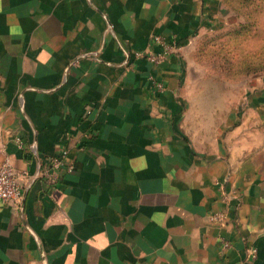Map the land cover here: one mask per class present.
Segmentation results:
<instances>
[{
  "label": "crops",
  "instance_id": "obj_1",
  "mask_svg": "<svg viewBox=\"0 0 264 264\" xmlns=\"http://www.w3.org/2000/svg\"><path fill=\"white\" fill-rule=\"evenodd\" d=\"M237 1L0 0V163L75 166L0 201V264H264V72L195 56Z\"/></svg>",
  "mask_w": 264,
  "mask_h": 264
},
{
  "label": "rangeland",
  "instance_id": "obj_2",
  "mask_svg": "<svg viewBox=\"0 0 264 264\" xmlns=\"http://www.w3.org/2000/svg\"><path fill=\"white\" fill-rule=\"evenodd\" d=\"M235 4L237 8L233 12L237 21L231 23L235 25L204 36L197 45L195 56L210 71L217 69L220 77H228L230 71L247 66L257 70L253 73L256 76L264 72L259 71L264 61V0L237 1Z\"/></svg>",
  "mask_w": 264,
  "mask_h": 264
},
{
  "label": "built area",
  "instance_id": "obj_3",
  "mask_svg": "<svg viewBox=\"0 0 264 264\" xmlns=\"http://www.w3.org/2000/svg\"><path fill=\"white\" fill-rule=\"evenodd\" d=\"M151 41L152 44L160 45L162 51L156 53L153 46H150L145 51L135 52V58L146 59L159 66L164 64L172 53L180 49L177 43L170 44L160 36H153ZM151 81L157 91L162 92L164 90V85L161 82L153 77H151ZM66 158L65 152L62 155L50 157L46 168L36 175L28 171H20L9 159L4 160L0 163V201L7 206L22 207L26 189L39 178L45 180L51 187H57L62 179V170L67 173H72L75 170V166L68 163ZM212 219L223 223L226 221V216L218 213L213 215ZM224 245L230 247V243L227 241H224ZM257 257L258 250L253 248L250 251V258L254 261Z\"/></svg>",
  "mask_w": 264,
  "mask_h": 264
},
{
  "label": "trees",
  "instance_id": "obj_4",
  "mask_svg": "<svg viewBox=\"0 0 264 264\" xmlns=\"http://www.w3.org/2000/svg\"><path fill=\"white\" fill-rule=\"evenodd\" d=\"M262 57H264L263 55H262ZM251 64V63H250ZM263 71L264 70V61L261 63V67L259 68V71ZM231 72H232V74H231ZM230 73V76H236V77H240V76H242V75H245V74H247V75H249V74H253V73H257V70H255V69H253V66L251 67V66H247V68H240V69H238V71H237V69H234L233 71H230L229 72Z\"/></svg>",
  "mask_w": 264,
  "mask_h": 264
},
{
  "label": "water",
  "instance_id": "obj_5",
  "mask_svg": "<svg viewBox=\"0 0 264 264\" xmlns=\"http://www.w3.org/2000/svg\"><path fill=\"white\" fill-rule=\"evenodd\" d=\"M29 188H30V187H29ZM29 188H27V189H29ZM27 189H26L25 194H24V199H25V195H26V193H27ZM23 205H24V201H23V204H22V208H23Z\"/></svg>",
  "mask_w": 264,
  "mask_h": 264
}]
</instances>
